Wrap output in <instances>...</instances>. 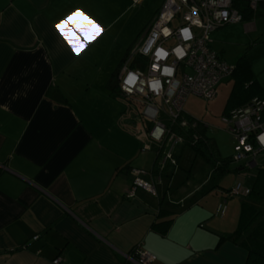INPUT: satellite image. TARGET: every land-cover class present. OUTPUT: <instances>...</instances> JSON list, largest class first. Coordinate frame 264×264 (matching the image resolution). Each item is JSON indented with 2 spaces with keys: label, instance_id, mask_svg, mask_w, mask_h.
Returning <instances> with one entry per match:
<instances>
[{
  "label": "crops",
  "instance_id": "0c3cea01",
  "mask_svg": "<svg viewBox=\"0 0 264 264\" xmlns=\"http://www.w3.org/2000/svg\"><path fill=\"white\" fill-rule=\"evenodd\" d=\"M150 6L0 0V264H136L126 256L136 247L156 255L150 264H246L248 251L229 238L234 230L215 225L212 206H182L158 182L154 196L142 188L126 196L143 151L134 131L146 121L130 108L122 125L128 105L117 76L126 45L145 34L158 9ZM77 8L105 29L79 57L53 27ZM210 39L226 62L246 55L262 90L251 98L264 99L253 58V47L264 43V14L218 27ZM114 71L117 90L107 87ZM223 80L231 83L228 98L233 79ZM169 218L162 231L159 223Z\"/></svg>",
  "mask_w": 264,
  "mask_h": 264
},
{
  "label": "built area",
  "instance_id": "2783aa9c",
  "mask_svg": "<svg viewBox=\"0 0 264 264\" xmlns=\"http://www.w3.org/2000/svg\"><path fill=\"white\" fill-rule=\"evenodd\" d=\"M253 9L257 7L258 0H244ZM196 9L197 15L193 16L192 10ZM172 14L170 20L163 19L162 15ZM227 13V18L223 15ZM191 17V19H186ZM199 19L201 26L192 23ZM243 20L242 13L234 6V0H163L159 12L147 28L143 38L134 45L125 60L122 62L118 72V87L120 96L127 102L128 108L122 115V125L126 124V115L129 109L136 110L137 104L142 105L139 118L143 124L140 130H136L141 138L145 137L157 143L155 154L159 156L158 172H149L153 178L151 182L145 181L142 175L147 173L143 169L133 168L132 183L126 193L127 197H132L137 188H142L155 194V183L161 180V172L167 164L176 165L173 157L175 149L182 143V137L176 134L172 126L185 112L183 103L188 95L194 94L204 99L211 100L216 95V87L220 81L230 77L234 71V64H230L220 59L216 52L210 47V34L218 27L234 24ZM167 27L171 30V35L165 37L161 31ZM190 28L192 39L185 41L181 36V29ZM158 34L151 50L145 55L143 49L147 46L153 33ZM177 46L185 49L186 55L178 59L173 52ZM158 48L165 49L169 55L167 59L160 60V71H153L152 65L156 63L155 52ZM165 66L174 68V74L169 77L162 75ZM129 72L139 75V81L131 93L123 90L124 79ZM159 79L162 89L159 93L150 90L148 81ZM143 87V92L139 88ZM165 117L166 121L161 119ZM222 121L227 125L233 140V154L231 159L235 162H243L248 167H253L258 160L264 157V146L261 145L257 137L264 133V99L260 97L251 98L246 104L232 108L222 115ZM181 124L185 122L181 120ZM125 126V125H123ZM157 127L163 129L159 138L154 137ZM244 143H241V140ZM250 146V150L249 149ZM147 148V147H146ZM141 182H146L150 186L149 191ZM248 188H244L237 183L231 189L229 195H246ZM34 236L33 239H36ZM136 264H150L156 259V255L146 249L136 247L130 255H126ZM59 258H55L53 263H58Z\"/></svg>",
  "mask_w": 264,
  "mask_h": 264
},
{
  "label": "rangeland",
  "instance_id": "374dc122",
  "mask_svg": "<svg viewBox=\"0 0 264 264\" xmlns=\"http://www.w3.org/2000/svg\"><path fill=\"white\" fill-rule=\"evenodd\" d=\"M161 2L162 0H151L150 9H152V12L156 8H159ZM142 32H138L137 39L134 37V41L132 39V42L126 45L127 52H130L132 47L141 40L144 34ZM123 46L124 44L121 45V47ZM253 48H255V50L253 49V53L255 54L253 57L254 70L260 82L264 84V51L258 52L259 49L264 50V43ZM227 62L232 64L230 59H227ZM230 86L229 80H223L213 99L207 100L201 96L190 94L183 103L184 112L199 119L207 126V135L214 139L219 155L223 159L232 157L234 144L227 130V125L222 121L223 108ZM136 110L138 113L141 112L142 105L137 104ZM161 119L166 121L164 116H161ZM134 136L139 141V144H142L141 148L143 150L136 157L137 167L145 170L149 176L157 143L145 137L142 139L137 134ZM179 146L173 153L177 167L170 178L161 177V180L158 182V189L162 184L166 187L169 186L167 194H172L176 200L180 198L182 206L191 202H195L196 207L204 210H210L212 206L215 219L217 218L215 225L226 232H228L227 230H234L236 228L237 219L235 218L239 212L241 196L238 194L231 197L227 196V192L224 189L234 187L237 181H241L243 185H250L253 182L255 170L252 167L246 166L244 161L235 162L230 160L228 162V170L222 175H216L212 172V166L201 156H195L188 147H183L181 156L177 160L175 155L180 153ZM149 194L153 195L151 192ZM254 203L257 204L260 210L264 211V203Z\"/></svg>",
  "mask_w": 264,
  "mask_h": 264
},
{
  "label": "trees",
  "instance_id": "16d2710c",
  "mask_svg": "<svg viewBox=\"0 0 264 264\" xmlns=\"http://www.w3.org/2000/svg\"><path fill=\"white\" fill-rule=\"evenodd\" d=\"M161 4L155 11L153 18L159 12ZM234 6L242 13L243 18L246 15L257 16L264 14V0H258L255 9L251 8L248 2L244 0H234ZM234 66V71L230 76L233 79V88L226 100L223 114L228 113L230 109L238 107L245 101H249L253 95L262 94V90L258 87L259 84L255 80L253 81L254 75L246 55L241 56ZM116 75L117 71L111 74L107 82L108 88L117 90L115 87L117 84ZM248 81H251V83L245 87L244 85ZM181 120L185 122L184 125L181 124ZM172 128L176 134L182 137V143L179 146L181 150L183 147L190 148L195 156H201L212 166V172L216 175H222L228 170V162L232 159L220 157L218 147L214 139L207 135V126L202 121L184 113L174 123ZM175 156L178 160L181 155L176 154ZM158 159L159 156L155 155L151 172H158ZM261 159V161L258 160L259 164L257 163L252 167L255 172L253 182L250 185H243L241 181L235 183V185L240 183L244 188H248L249 193L240 195L241 203L236 228L229 238L235 242L239 241L248 251L246 264H264V211L260 210L257 204L254 203H264V158ZM176 167V165L167 164L166 168L161 172V176L170 177ZM232 188L224 189L227 192V196H234L229 195ZM165 213V209H160V216H164ZM171 221L172 219L169 218L159 223L162 226V231L167 230ZM157 227L158 225L155 224L154 228L158 229Z\"/></svg>",
  "mask_w": 264,
  "mask_h": 264
},
{
  "label": "clouds",
  "instance_id": "9594fccd",
  "mask_svg": "<svg viewBox=\"0 0 264 264\" xmlns=\"http://www.w3.org/2000/svg\"><path fill=\"white\" fill-rule=\"evenodd\" d=\"M192 14L193 16L197 15L195 8H193ZM171 18L172 14L170 12L162 15V19L170 20ZM186 19H191V17H186ZM192 23L197 26H201L199 19L193 20ZM53 27L57 31L58 35L62 38V40L66 43V45L70 48L72 54L76 57L81 56L88 49L89 45L95 43L105 31L103 26L97 20L92 18L80 8L75 9L65 18H62L58 22H55ZM161 31L165 37L171 35V30L167 27L162 28ZM181 36L185 41L191 40L192 33L190 28L181 29ZM155 38H158V34H156ZM154 42L155 40H153L152 44ZM151 46L148 49H143L145 55L148 53V51L151 50ZM173 52L178 59H182L187 54L185 49L181 46H177L175 49H173ZM154 55L157 62L152 65V69L153 71H160L158 62L160 60L167 59L169 53L163 48H158ZM174 71V68L165 66L161 74L171 77L174 74ZM138 81L139 75L133 72H129L124 79V83L122 85L123 90L131 93L133 88L136 87ZM139 82L141 84L144 83L143 81ZM148 86L150 90L156 93H159L162 89V83L159 79H150L148 81ZM139 91L143 92V87L139 88ZM162 132L163 129L157 128L156 133H154V137L158 139L159 134H162ZM257 139L259 140L261 145L264 146V133L260 134ZM241 143H244L243 139L241 140ZM247 150H250V146ZM141 183H143V185L149 191H151L150 186H148L146 182Z\"/></svg>",
  "mask_w": 264,
  "mask_h": 264
},
{
  "label": "snow or ice",
  "instance_id": "6c2138e0",
  "mask_svg": "<svg viewBox=\"0 0 264 264\" xmlns=\"http://www.w3.org/2000/svg\"><path fill=\"white\" fill-rule=\"evenodd\" d=\"M223 15L225 16V18H227V13H224ZM162 22H163V19H161V23ZM155 36H156V33L154 32L153 36L149 39V42H148L147 46L145 47V49H148L152 45L153 40H155ZM157 128H159V127H157Z\"/></svg>",
  "mask_w": 264,
  "mask_h": 264
}]
</instances>
